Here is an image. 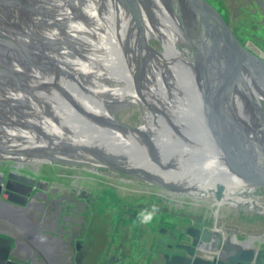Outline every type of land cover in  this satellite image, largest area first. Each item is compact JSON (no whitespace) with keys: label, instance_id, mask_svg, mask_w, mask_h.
Listing matches in <instances>:
<instances>
[{"label":"water","instance_id":"obj_1","mask_svg":"<svg viewBox=\"0 0 264 264\" xmlns=\"http://www.w3.org/2000/svg\"><path fill=\"white\" fill-rule=\"evenodd\" d=\"M0 161V264L62 241L24 224L35 190L93 197L82 264L115 197L216 225L155 264H264V58L209 0H0Z\"/></svg>","mask_w":264,"mask_h":264},{"label":"flooded vegetation","instance_id":"obj_2","mask_svg":"<svg viewBox=\"0 0 264 264\" xmlns=\"http://www.w3.org/2000/svg\"><path fill=\"white\" fill-rule=\"evenodd\" d=\"M209 1L221 13L233 32L235 26H241L242 32L239 36L234 33L238 38L240 37V40L245 37L253 42L263 41L261 36L264 34H260L259 30L264 32V0ZM257 52L262 53V49H257ZM184 54L186 58L190 59L192 51L187 54L184 50ZM11 169V164L0 161V174L5 178V181L8 179L7 176ZM77 192L78 190L75 194L73 190L57 197L43 195V192H39V190L31 193L28 219H23L24 224L31 227L33 222H37L44 231L60 236L62 241L58 242L56 247H52L51 253L53 254L51 257H47V260L36 255L35 258L30 259V264H79L80 262L82 264L81 251L83 242L86 240L85 235L89 230L94 214L102 215V212L95 210L97 206H95L94 199L89 192L80 191L78 194ZM51 193L55 195V192ZM231 230L233 229L227 227L223 229L225 236L231 237V241H234L235 234L237 237H242L239 239H243V236L236 229L239 235L232 233ZM248 234L253 238L258 237L264 240V232ZM163 246L159 248V254L165 250V245Z\"/></svg>","mask_w":264,"mask_h":264},{"label":"rangeland","instance_id":"obj_3","mask_svg":"<svg viewBox=\"0 0 264 264\" xmlns=\"http://www.w3.org/2000/svg\"><path fill=\"white\" fill-rule=\"evenodd\" d=\"M241 32V26H235L234 33L239 36ZM259 33L264 34L261 29ZM261 37H263L262 42H253L245 37L241 38V42L254 50L262 49L260 55L264 58V36ZM138 213L136 205H123L119 197H115V205H109L108 208L105 228H100L98 251H92L93 258L96 260L95 264H100L101 252H107L108 232L123 230V237H115L116 258L109 257L112 264H155L154 260L159 256V248L173 241L172 230L179 229L182 224H187L190 220L201 227L216 226L180 218L171 210H158L150 223L143 224L137 219ZM217 228L224 229L219 224Z\"/></svg>","mask_w":264,"mask_h":264},{"label":"clouds","instance_id":"obj_4","mask_svg":"<svg viewBox=\"0 0 264 264\" xmlns=\"http://www.w3.org/2000/svg\"><path fill=\"white\" fill-rule=\"evenodd\" d=\"M157 211L155 206L152 207L151 211L143 209L137 214V219L143 224H148L153 220Z\"/></svg>","mask_w":264,"mask_h":264},{"label":"trees","instance_id":"obj_5","mask_svg":"<svg viewBox=\"0 0 264 264\" xmlns=\"http://www.w3.org/2000/svg\"><path fill=\"white\" fill-rule=\"evenodd\" d=\"M169 214H171V213H169ZM186 218H187V219H191L189 216H187Z\"/></svg>","mask_w":264,"mask_h":264},{"label":"bare ground","instance_id":"obj_6","mask_svg":"<svg viewBox=\"0 0 264 264\" xmlns=\"http://www.w3.org/2000/svg\"><path fill=\"white\" fill-rule=\"evenodd\" d=\"M219 227V226H218ZM220 229V228H219Z\"/></svg>","mask_w":264,"mask_h":264}]
</instances>
